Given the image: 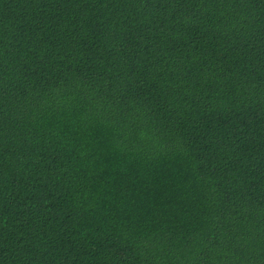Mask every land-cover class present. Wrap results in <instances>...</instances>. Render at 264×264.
I'll use <instances>...</instances> for the list:
<instances>
[{
  "label": "trees",
  "instance_id": "obj_1",
  "mask_svg": "<svg viewBox=\"0 0 264 264\" xmlns=\"http://www.w3.org/2000/svg\"><path fill=\"white\" fill-rule=\"evenodd\" d=\"M0 264H264V0H0Z\"/></svg>",
  "mask_w": 264,
  "mask_h": 264
}]
</instances>
